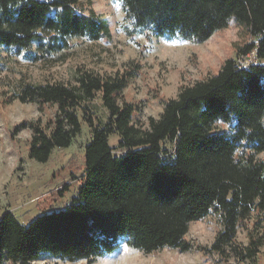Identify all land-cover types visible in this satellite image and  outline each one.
<instances>
[{
	"label": "trees",
	"instance_id": "trees-1",
	"mask_svg": "<svg viewBox=\"0 0 264 264\" xmlns=\"http://www.w3.org/2000/svg\"><path fill=\"white\" fill-rule=\"evenodd\" d=\"M114 1L131 24L127 34L202 44L233 21L250 40L215 75L181 87L145 129L132 123L134 107L119 101L134 71L108 77L81 71L71 86H23L20 103L56 107L48 133L33 124L12 132L31 129L30 160L44 164L54 149L70 146L81 130L78 110L91 134L81 183L64 209L26 225L11 212L0 216V264H32L42 256L93 264L122 239L144 254L163 248L187 252L189 224L210 213L218 215L221 228L209 250L225 262L259 264L264 162L256 156L264 153V0ZM79 5L78 0H0V51L34 46L39 59L68 50L71 39H110L107 22ZM249 55L247 63L238 61ZM97 94L107 118L96 125L87 108ZM114 134L119 153L108 144ZM242 227L245 246L236 243Z\"/></svg>",
	"mask_w": 264,
	"mask_h": 264
},
{
	"label": "rangeland",
	"instance_id": "rangeland-1",
	"mask_svg": "<svg viewBox=\"0 0 264 264\" xmlns=\"http://www.w3.org/2000/svg\"><path fill=\"white\" fill-rule=\"evenodd\" d=\"M85 14L92 9L107 22L110 39L95 42L85 38L69 41L70 47L53 56L37 59L32 46L29 51H0V216L11 212L21 225L28 224L42 213L64 209L76 196L84 172V147L90 139L91 130L78 110L80 133L66 149H54L44 164L28 157L31 129L26 127L12 136L21 124L38 125L46 133L54 119L56 107L22 104L17 95L25 85L37 86L63 84L71 86L81 71L101 77L113 76L130 70L135 76L121 92L120 102L134 107L132 123L147 128L148 118L157 119L165 102L175 99L180 88L215 75L222 63L236 57V48L249 43L245 29L230 21L225 29L216 31L202 44L180 39L155 38L148 32L133 31L126 19L123 6L114 0H78ZM253 55L239 59L245 64ZM88 114L95 124L107 118L99 94L88 106ZM220 129L227 127L216 123ZM118 136L108 139L114 152ZM264 162V153L256 156ZM250 228L251 223H246ZM221 228L219 217L210 213L200 221L189 224L184 240L191 249L181 252L163 248L144 254L129 247L122 239L109 255L93 264H248L228 262L211 252L210 246ZM236 243H247L245 227L239 228ZM258 263L264 264V246ZM10 264V263H7ZM32 264H86L84 261L69 263L42 256Z\"/></svg>",
	"mask_w": 264,
	"mask_h": 264
}]
</instances>
